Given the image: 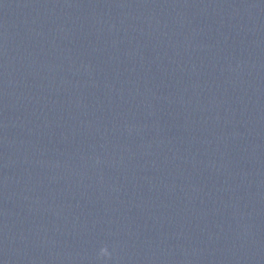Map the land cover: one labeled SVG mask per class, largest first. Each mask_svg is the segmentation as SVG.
<instances>
[{"label":"water","instance_id":"obj_1","mask_svg":"<svg viewBox=\"0 0 264 264\" xmlns=\"http://www.w3.org/2000/svg\"><path fill=\"white\" fill-rule=\"evenodd\" d=\"M0 264H264V0H0Z\"/></svg>","mask_w":264,"mask_h":264}]
</instances>
